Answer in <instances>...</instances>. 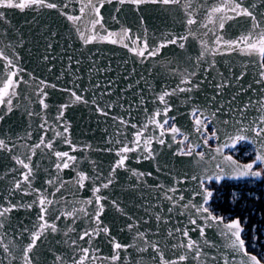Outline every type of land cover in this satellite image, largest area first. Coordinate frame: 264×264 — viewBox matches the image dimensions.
I'll list each match as a JSON object with an SVG mask.
<instances>
[{"label": "snow or ice", "instance_id": "snow-or-ice-1", "mask_svg": "<svg viewBox=\"0 0 264 264\" xmlns=\"http://www.w3.org/2000/svg\"><path fill=\"white\" fill-rule=\"evenodd\" d=\"M153 10L181 31L150 35ZM0 123V264H264V207L246 228L214 206L264 202L221 192L264 185V0H0Z\"/></svg>", "mask_w": 264, "mask_h": 264}, {"label": "water", "instance_id": "water-1", "mask_svg": "<svg viewBox=\"0 0 264 264\" xmlns=\"http://www.w3.org/2000/svg\"><path fill=\"white\" fill-rule=\"evenodd\" d=\"M17 20H19L20 24H23V20L20 17H17ZM147 26L149 28V33L153 31L159 33V32H167V31H181L178 24H175L171 18L170 15L162 12V11H156L153 10L152 14L147 17ZM137 25L134 23L133 27L135 29ZM198 47V45H197ZM110 49V50H109ZM105 56L104 59L101 60L102 63H106L108 59H111L113 61V64L115 66L116 61H119L121 58L126 56V51L123 49H119L116 46H104ZM113 52L118 53L117 55H113ZM175 53L176 57H179L181 50H179L176 46L170 45L168 49L164 50V55L168 59H173L172 53ZM194 55V52L192 53ZM131 61H129V65L127 67H131ZM27 67L32 70L35 69V64H28ZM37 73L39 74V69H36ZM138 71H143L142 67H138ZM162 71H164L162 69ZM47 73H45V76ZM123 86V85H121ZM55 99L59 100L62 99L58 94L54 96ZM131 99V97H129ZM26 107H29L27 100H21L20 101V108L15 111V114L10 117V124L13 127H17L18 134L23 135V129L26 127L29 118L24 113V109ZM54 111L49 113L50 119H54ZM67 117H70L73 120L74 123V129H75V137L78 140H91V142L96 143L99 136L101 135L100 129L105 126V118L103 117H97L94 113H92L88 107L85 106H77L75 109L69 110L68 113H66ZM99 120V125H98ZM8 125H5L3 123H0V128H7ZM36 127V124L33 123V129ZM35 139V138H34ZM0 163H7L6 160L3 159L2 156H0ZM46 164V162H44ZM134 164V162H133ZM134 166H136L134 164ZM141 167V170L148 169L149 164L148 162H144ZM154 171V168L152 169ZM4 171H6L5 168L0 167V176H3ZM159 177L162 179L163 174H158ZM241 182V181H239ZM227 183H236V181H228ZM21 219H24V215L21 214ZM120 226V221L117 220L116 225L114 226V230ZM106 251V249H105Z\"/></svg>", "mask_w": 264, "mask_h": 264}, {"label": "trees", "instance_id": "trees-1", "mask_svg": "<svg viewBox=\"0 0 264 264\" xmlns=\"http://www.w3.org/2000/svg\"><path fill=\"white\" fill-rule=\"evenodd\" d=\"M231 187L227 184L226 188L221 189L222 193L229 192ZM242 202L245 204L242 206ZM240 203L239 206H235L230 202V198L226 195H221L215 202V207L218 212L224 215H241L244 219L248 221L247 227H251L253 225L259 224L261 220V213L258 209L264 207L262 201H252V200H244ZM260 218L259 220L257 218Z\"/></svg>", "mask_w": 264, "mask_h": 264}, {"label": "rangeland", "instance_id": "rangeland-1", "mask_svg": "<svg viewBox=\"0 0 264 264\" xmlns=\"http://www.w3.org/2000/svg\"><path fill=\"white\" fill-rule=\"evenodd\" d=\"M238 190H240V191H243V192H245V193H248L249 191H253V192H255L257 195H259V194H261L262 192H264V185H261L260 184V188H259V184H253V183H240V184H238ZM235 187H233V189H234ZM233 189H230V191L231 190H233ZM250 189V190H249ZM252 189V190H251ZM249 190V191H248ZM222 191V190H221ZM245 203V202H244ZM243 202H242V206L244 207V204ZM263 204H264V202H262ZM258 220L260 219L259 217L257 218ZM259 224H256V225H253V226H251L252 228H255V227H257ZM262 237V241L264 240V236H261ZM260 250V248H259V245L257 246V251H259Z\"/></svg>", "mask_w": 264, "mask_h": 264}, {"label": "flooded vegetation", "instance_id": "flooded-vegetation-1", "mask_svg": "<svg viewBox=\"0 0 264 264\" xmlns=\"http://www.w3.org/2000/svg\"><path fill=\"white\" fill-rule=\"evenodd\" d=\"M241 157H242V153L238 156V158H241ZM240 183H245V182L241 181V182H236V183H229V186L231 187V189H233V187H235L237 189L239 187L238 184H240ZM256 184H258V183H256ZM259 188H260V184H259Z\"/></svg>", "mask_w": 264, "mask_h": 264}]
</instances>
